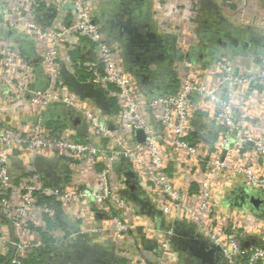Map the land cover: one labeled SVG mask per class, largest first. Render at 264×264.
<instances>
[{"label":"built area","instance_id":"built-area-1","mask_svg":"<svg viewBox=\"0 0 264 264\" xmlns=\"http://www.w3.org/2000/svg\"><path fill=\"white\" fill-rule=\"evenodd\" d=\"M219 1L240 16L248 10L249 0ZM109 2L0 0V81L7 92L0 104V264L41 257L62 264L57 252L65 238H94L105 229L109 243H129L118 256L140 251L144 264H177L175 233L140 213L127 196L130 184L147 198L149 190L165 215L195 226L219 249L216 264H264V221L244 208L225 219L217 201L234 179L244 191L264 194V123L253 108L254 96H264V55L254 72L216 60L211 84L197 81L194 63L184 60L182 84L151 96L98 20ZM33 38L35 63L21 45ZM63 67L102 89L110 111L65 84ZM199 102L213 106L210 126L199 118ZM38 157L64 167L60 189L42 177ZM77 206L78 215L69 213ZM139 227L154 236L158 251L135 239ZM253 234L261 243L244 247Z\"/></svg>","mask_w":264,"mask_h":264},{"label":"crops","instance_id":"crops-1","mask_svg":"<svg viewBox=\"0 0 264 264\" xmlns=\"http://www.w3.org/2000/svg\"><path fill=\"white\" fill-rule=\"evenodd\" d=\"M110 1L115 6L111 10L113 17L108 21L112 32L117 36H110L111 42H124L123 45L125 43L130 44L128 52L131 55L129 54V56L136 59L137 63L139 62L136 67L142 66L143 72L149 77L147 90H151V94L161 90L167 93L171 91V86L177 88L182 84L185 71L184 60H190L194 63L197 81L207 84L214 81L211 63L221 58L231 62L238 72L244 69L248 72H254L259 68V61L256 57L259 54L264 55V1L249 0L248 10L245 11L244 16L239 15L235 6L227 8L219 0ZM0 29H3L2 25H0ZM8 37L13 38V34L8 33ZM233 40L237 41L236 45ZM34 47L35 40L31 44V53L28 56L35 63L36 52ZM178 50L183 53L184 58H176ZM138 57H142V62L138 60ZM39 83H41L40 80ZM5 96H7V92L0 81V104H5ZM254 97L257 99H254L253 107L258 114L256 119L262 120L264 123V96L255 95ZM237 103L242 104V100L237 101ZM199 106L201 111L199 118L204 119L203 122L210 126L208 117L213 106L206 102L202 104L199 102ZM250 106L252 107V105ZM240 184V179H234L219 190L217 201L224 218L235 216L234 210L236 208H244L257 216L260 213L264 214V203L260 205L259 210L255 209V211H252L248 205L238 204V202H242L239 196L245 193ZM146 193L148 199L154 203L153 194L149 190H146ZM261 197L264 200V194ZM156 208L159 210L157 206ZM79 210V206H77L74 211L69 213L78 215ZM89 212V210H85V213L89 214ZM141 214L152 220L159 229L170 227L173 230L177 264L182 262L185 264H202L198 258L189 251L181 249L178 245L180 243L179 238H184L186 234L191 232V229L194 230L192 227L184 226L185 222L180 218L170 217L164 213V223L162 224H157L155 219L144 213ZM259 217L260 220L264 221V217ZM92 224L95 223L92 222ZM104 225L106 226V224ZM81 229L79 225L75 228V230L80 231ZM106 231L94 238L86 236L75 241H69L65 238L57 252L58 260L62 264L145 263L144 254L140 251L128 252L127 257L118 256V250L129 248V243L122 246L109 243V234ZM135 232V239L139 241L142 247H146L150 251H158L157 240L147 229L144 231L142 227H139L138 232ZM252 237L258 240L256 235L253 234ZM76 249L81 250L74 253ZM89 252L93 254L91 255ZM38 263L44 264V259L41 257L39 262L34 264ZM219 264L226 263L220 262Z\"/></svg>","mask_w":264,"mask_h":264},{"label":"water","instance_id":"water-1","mask_svg":"<svg viewBox=\"0 0 264 264\" xmlns=\"http://www.w3.org/2000/svg\"><path fill=\"white\" fill-rule=\"evenodd\" d=\"M53 13V12H51ZM234 44L237 43L236 40H233ZM236 45V44H235ZM130 44L125 43L124 48L126 49L127 59L129 63V70L131 73L137 78L138 82L141 84L142 87L146 88L148 84V76L143 72L142 66L137 68V61L133 59L129 50ZM139 58V57H138ZM138 60L142 62V57ZM61 78L65 84H67L74 92L82 95L83 97L93 98L97 104H99L103 110L110 111V102L107 99L104 91L100 88H96L93 84L82 82L80 81L73 73L69 72L67 68L61 69ZM148 93L152 91L147 90ZM153 94V93H152ZM139 140L143 141V132L139 131L138 133ZM37 166L42 174V177L46 179V181L55 188L60 189L64 184L65 177H66V170L64 167H58V165L49 162L42 157L37 158ZM130 177H133L134 174L132 172L128 173ZM130 192L127 196L130 198L131 201L134 202L137 209L149 217L153 218L158 222L157 224L164 223V214L162 211L158 210L150 199L146 198L145 196L141 195L137 191L136 184H130L129 186ZM261 196H257L251 194L247 191L239 196V199L242 202H238V204H245L248 205L252 211L259 210L260 205L264 203V200L261 199ZM261 217H264V214L260 213ZM184 226L192 227L194 230L191 229V232L185 235L184 238H179L181 249L185 251H189L192 255L200 260L202 264H216L218 262L219 256V249L215 247L208 239L200 234H196L195 226H190L188 224H183ZM175 238V236H174ZM175 240H173V248H175ZM250 243L252 244H260L261 241L253 238L248 237L244 242L243 246L247 247ZM91 253V252H89ZM93 253H91L92 255Z\"/></svg>","mask_w":264,"mask_h":264},{"label":"trees","instance_id":"trees-1","mask_svg":"<svg viewBox=\"0 0 264 264\" xmlns=\"http://www.w3.org/2000/svg\"><path fill=\"white\" fill-rule=\"evenodd\" d=\"M115 6V4L112 2V1H110L108 4H107V6H105L103 9L105 10L104 11V13H102V14H100L99 15V17H98V20L101 22V24L103 25V29L111 36V37H113L115 34L112 32V29H111V27H110V23H109V21H108V19H111L113 16H112V14L111 13H113V11H111L112 9H113V7ZM14 35V37H16L17 39H19V38H21L18 34H13ZM115 37H117L116 35H115ZM19 42H20V40H18ZM123 43L124 42H120V44H122V47H124V45H123ZM21 45H22V50L24 51V53H26V55L27 56H30V53H31V44L29 43V42H22L21 43ZM126 49L124 48V50H123V54H124V58L125 59H127V54H126ZM176 55H177V59H182V58H184L185 56L183 55V53H181V51H177V53H176ZM190 59H192V57H190ZM37 67H38V65H37ZM178 88V87H177ZM144 89V88H143ZM174 89H176V86H171V90H174ZM165 92H164V90H161L160 92H158V93H153V94H151V93H149L151 96H157V95H160V94H164ZM54 240H52V239H49V246L47 247V250H45V251H43V253L45 252H49V249L52 247L51 245H52V242H53Z\"/></svg>","mask_w":264,"mask_h":264}]
</instances>
